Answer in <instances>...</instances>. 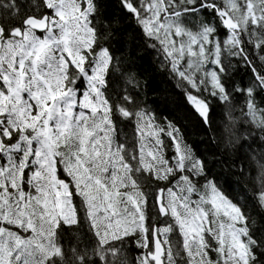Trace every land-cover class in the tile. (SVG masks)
Here are the masks:
<instances>
[{
  "label": "snow or ice",
  "instance_id": "6c2138e0",
  "mask_svg": "<svg viewBox=\"0 0 264 264\" xmlns=\"http://www.w3.org/2000/svg\"><path fill=\"white\" fill-rule=\"evenodd\" d=\"M117 4L0 0V264H264V151L226 190L135 64L150 50L199 124L221 105L214 142L243 158L264 142V0Z\"/></svg>",
  "mask_w": 264,
  "mask_h": 264
},
{
  "label": "trees",
  "instance_id": "16d2710c",
  "mask_svg": "<svg viewBox=\"0 0 264 264\" xmlns=\"http://www.w3.org/2000/svg\"><path fill=\"white\" fill-rule=\"evenodd\" d=\"M104 3L107 6L105 11L113 13L114 18L118 20L120 14L117 0H104ZM13 23H19V21L14 20ZM113 27L126 29L123 34L125 54L130 53L134 46L140 45L141 42L137 37L138 30L133 21L124 20L122 23L114 24ZM112 47L116 48L118 44L114 42ZM135 64L143 81H147L145 89L147 102L154 107L158 105L157 112L162 115L169 117L178 115L183 118L187 114L188 118L182 119L181 122L188 142L209 162L213 175L221 178V185L226 190L239 192L256 174L257 165L251 156L253 152L259 156L264 151V142L257 139L256 143L252 144V141L249 140L248 144H252V150L250 151L245 147L244 151L239 154V157L243 158L226 156L222 148L214 142V138H223V128L227 119L224 108L221 105H214L213 111L210 113L213 121L211 127L199 124L191 116L190 110L186 111V104L182 95L178 89L172 87V82L167 79L166 74L159 70L150 50L142 51L139 57L135 59ZM233 78L239 82L242 78L246 80L247 74L244 69H239L238 74H234ZM234 160L238 161L235 166H233ZM240 164L244 165L246 174L240 173Z\"/></svg>",
  "mask_w": 264,
  "mask_h": 264
}]
</instances>
